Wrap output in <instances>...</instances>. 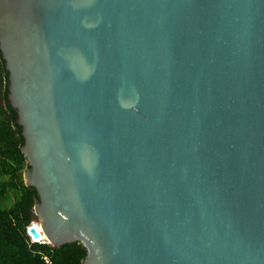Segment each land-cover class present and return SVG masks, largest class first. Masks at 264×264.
Wrapping results in <instances>:
<instances>
[{
    "label": "water",
    "instance_id": "obj_1",
    "mask_svg": "<svg viewBox=\"0 0 264 264\" xmlns=\"http://www.w3.org/2000/svg\"><path fill=\"white\" fill-rule=\"evenodd\" d=\"M24 182L81 264H264V0H0Z\"/></svg>",
    "mask_w": 264,
    "mask_h": 264
},
{
    "label": "trees",
    "instance_id": "obj_2",
    "mask_svg": "<svg viewBox=\"0 0 264 264\" xmlns=\"http://www.w3.org/2000/svg\"><path fill=\"white\" fill-rule=\"evenodd\" d=\"M8 83L0 51V264H46L44 258L52 264H81L87 250L77 242L54 247L30 241L28 229L36 219L33 207L38 199L35 189L24 182L29 164L21 152L24 138L16 124L17 112L9 104Z\"/></svg>",
    "mask_w": 264,
    "mask_h": 264
},
{
    "label": "rangeland",
    "instance_id": "obj_3",
    "mask_svg": "<svg viewBox=\"0 0 264 264\" xmlns=\"http://www.w3.org/2000/svg\"><path fill=\"white\" fill-rule=\"evenodd\" d=\"M9 200H10L11 203H14V201H15V199H14V197H13L12 195L10 196ZM7 205H8V202L5 203V206H7ZM31 224L36 225V226L39 225L37 219H34L33 222H32ZM36 226H34V229L36 230V232H39V233H40L41 230H39V228L36 227ZM28 231H29V230H28ZM40 239H41V238H40ZM31 240H32V239H30V241H31Z\"/></svg>",
    "mask_w": 264,
    "mask_h": 264
},
{
    "label": "built area",
    "instance_id": "obj_4",
    "mask_svg": "<svg viewBox=\"0 0 264 264\" xmlns=\"http://www.w3.org/2000/svg\"><path fill=\"white\" fill-rule=\"evenodd\" d=\"M28 230H29V229H28ZM28 234H29V236H30V239H32L31 242L46 243V241H44L43 239H41V240H39V239L34 240V239L31 237V235H30L29 232H28ZM43 260H44V263H46V264H52V262H51V260H50L49 258H44Z\"/></svg>",
    "mask_w": 264,
    "mask_h": 264
},
{
    "label": "bare ground",
    "instance_id": "obj_5",
    "mask_svg": "<svg viewBox=\"0 0 264 264\" xmlns=\"http://www.w3.org/2000/svg\"><path fill=\"white\" fill-rule=\"evenodd\" d=\"M34 226H36V225H32V227L34 228ZM36 227H38L39 228V230H41V228H40V226L38 225V226H36ZM36 231V230H35ZM39 233V232H38ZM41 238V237H40ZM39 238V240H41V239H43L44 241H46V243H49V241H47L46 240V238H45V236H43L41 239ZM35 240H37V239H35Z\"/></svg>",
    "mask_w": 264,
    "mask_h": 264
},
{
    "label": "clouds",
    "instance_id": "obj_6",
    "mask_svg": "<svg viewBox=\"0 0 264 264\" xmlns=\"http://www.w3.org/2000/svg\"><path fill=\"white\" fill-rule=\"evenodd\" d=\"M41 233V232H40ZM47 244H50V243H47Z\"/></svg>",
    "mask_w": 264,
    "mask_h": 264
}]
</instances>
